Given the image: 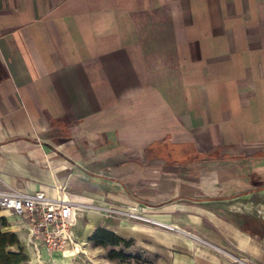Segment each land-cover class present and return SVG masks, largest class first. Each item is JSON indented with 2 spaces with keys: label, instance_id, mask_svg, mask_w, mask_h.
<instances>
[{
  "label": "crops",
  "instance_id": "0c3cea01",
  "mask_svg": "<svg viewBox=\"0 0 264 264\" xmlns=\"http://www.w3.org/2000/svg\"><path fill=\"white\" fill-rule=\"evenodd\" d=\"M0 189L174 227L80 209L77 243L264 264V0H0Z\"/></svg>",
  "mask_w": 264,
  "mask_h": 264
},
{
  "label": "built area",
  "instance_id": "2783aa9c",
  "mask_svg": "<svg viewBox=\"0 0 264 264\" xmlns=\"http://www.w3.org/2000/svg\"><path fill=\"white\" fill-rule=\"evenodd\" d=\"M63 188H61L62 190ZM0 208L24 221L29 239L47 250L72 252L78 243L74 222L80 209H97L103 214L125 220H139L173 230L174 227L152 219L137 208L115 204L96 206L75 202L68 197H52L43 191L36 193L0 189Z\"/></svg>",
  "mask_w": 264,
  "mask_h": 264
},
{
  "label": "rangeland",
  "instance_id": "374dc122",
  "mask_svg": "<svg viewBox=\"0 0 264 264\" xmlns=\"http://www.w3.org/2000/svg\"><path fill=\"white\" fill-rule=\"evenodd\" d=\"M5 212L0 208V264H158V259L149 253L145 247L135 242H125L118 246H101L98 243L78 242L72 252H60L61 258H54L51 251L41 244L29 241L27 248L21 243L17 233L9 231ZM17 219V218H16ZM17 240V244H12ZM122 252V257H112Z\"/></svg>",
  "mask_w": 264,
  "mask_h": 264
},
{
  "label": "trees",
  "instance_id": "16d2710c",
  "mask_svg": "<svg viewBox=\"0 0 264 264\" xmlns=\"http://www.w3.org/2000/svg\"><path fill=\"white\" fill-rule=\"evenodd\" d=\"M91 240L98 243L101 246H108V245L118 246L121 243L130 242L118 236L114 232L103 229V228L98 229L92 236ZM17 243H18L17 240H15L10 245L17 244ZM113 253H116V254L112 257H117V256L122 257L124 255L122 252H115V250H113Z\"/></svg>",
  "mask_w": 264,
  "mask_h": 264
}]
</instances>
